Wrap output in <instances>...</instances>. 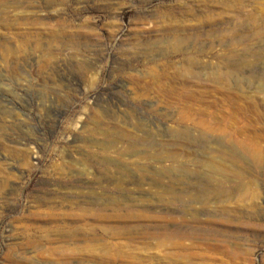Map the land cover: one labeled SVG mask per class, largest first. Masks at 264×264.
<instances>
[{
	"label": "rangeland",
	"instance_id": "1",
	"mask_svg": "<svg viewBox=\"0 0 264 264\" xmlns=\"http://www.w3.org/2000/svg\"><path fill=\"white\" fill-rule=\"evenodd\" d=\"M0 264H264V0H0Z\"/></svg>",
	"mask_w": 264,
	"mask_h": 264
},
{
	"label": "bare ground",
	"instance_id": "2",
	"mask_svg": "<svg viewBox=\"0 0 264 264\" xmlns=\"http://www.w3.org/2000/svg\"><path fill=\"white\" fill-rule=\"evenodd\" d=\"M50 211H52L53 213H55V212H54V210H52V208H51V210H50Z\"/></svg>",
	"mask_w": 264,
	"mask_h": 264
}]
</instances>
